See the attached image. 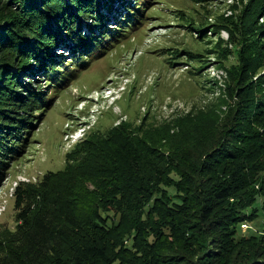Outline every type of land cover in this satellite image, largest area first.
Masks as SVG:
<instances>
[{
  "label": "trees",
  "instance_id": "1",
  "mask_svg": "<svg viewBox=\"0 0 264 264\" xmlns=\"http://www.w3.org/2000/svg\"><path fill=\"white\" fill-rule=\"evenodd\" d=\"M248 2L257 22L264 0ZM142 3L0 0V182L23 149L30 111L47 100L35 93L41 80L29 78L69 85L91 58L141 29L138 12L151 6ZM241 20L220 24L230 43L249 34ZM61 47L70 55L56 53ZM74 60L81 64L67 68ZM249 78L240 77L262 95L238 90L237 120L215 144L166 147L119 124L71 150L63 171L18 183L0 264H264V235L239 232L264 212V86Z\"/></svg>",
  "mask_w": 264,
  "mask_h": 264
},
{
  "label": "rangeland",
  "instance_id": "2",
  "mask_svg": "<svg viewBox=\"0 0 264 264\" xmlns=\"http://www.w3.org/2000/svg\"><path fill=\"white\" fill-rule=\"evenodd\" d=\"M149 3L147 12H138L141 29L91 58L69 85L53 90L45 78H29L41 80L39 90L33 91L44 93L47 100H38L30 111L32 127L26 124L23 149L4 170L0 235L15 226L14 187L63 171L67 154L92 135L122 124L140 135L150 132L166 147L207 146L237 120L236 105L243 99L240 88L248 87L250 97L262 95L257 91L253 95L255 83L246 86L248 82L240 79L258 77V88L264 86V14L253 22L248 0H145L142 6ZM247 9L249 15L243 16ZM239 14L242 25L249 23L245 29L249 34L240 31L230 43L220 24ZM59 52L70 55L63 47ZM241 59L249 63L247 71ZM79 63L69 61L66 66L75 69ZM261 111L264 114V106ZM239 232L264 235V212L241 224Z\"/></svg>",
  "mask_w": 264,
  "mask_h": 264
}]
</instances>
